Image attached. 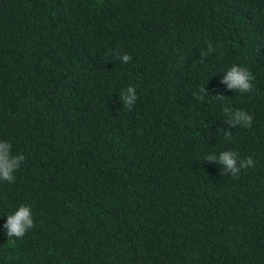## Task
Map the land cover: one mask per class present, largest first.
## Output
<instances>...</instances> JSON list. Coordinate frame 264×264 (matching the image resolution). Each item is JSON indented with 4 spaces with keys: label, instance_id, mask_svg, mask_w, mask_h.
<instances>
[{
    "label": "trees",
    "instance_id": "16d2710c",
    "mask_svg": "<svg viewBox=\"0 0 264 264\" xmlns=\"http://www.w3.org/2000/svg\"><path fill=\"white\" fill-rule=\"evenodd\" d=\"M0 139L26 157L0 225L34 217L0 264H264V0H0ZM225 150L255 166L204 161Z\"/></svg>",
    "mask_w": 264,
    "mask_h": 264
},
{
    "label": "clouds",
    "instance_id": "9594fccd",
    "mask_svg": "<svg viewBox=\"0 0 264 264\" xmlns=\"http://www.w3.org/2000/svg\"><path fill=\"white\" fill-rule=\"evenodd\" d=\"M217 49L208 44L206 50L200 53V60L203 61L215 54ZM132 57L125 53L119 56L122 64H127ZM252 73L244 66L239 64L231 65L221 76L219 83L226 85L228 91L246 93L252 88L251 81ZM209 91L206 90V85L199 90L198 99L208 97ZM123 103L128 107H133L138 100L137 88L135 85H129L121 93ZM215 97L222 100L225 96L217 94ZM225 114L228 119L225 124L230 127L242 126L244 128L251 127L253 123L252 115L245 110L225 109ZM26 157L23 154L13 152V145L5 139H0V182L13 183L16 179V173L21 169ZM204 161L215 163L228 174L237 177L242 169H247L255 166V161L252 157L241 159L238 152L234 150H225L219 153H210L206 155ZM34 227V217L32 209L28 204L18 206L10 215H7L4 223L0 225V232L8 240L22 238Z\"/></svg>",
    "mask_w": 264,
    "mask_h": 264
}]
</instances>
